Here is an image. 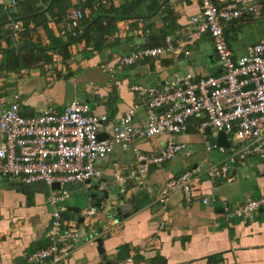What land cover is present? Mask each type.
Returning a JSON list of instances; mask_svg holds the SVG:
<instances>
[{"label": "crops", "instance_id": "0c3cea01", "mask_svg": "<svg viewBox=\"0 0 264 264\" xmlns=\"http://www.w3.org/2000/svg\"><path fill=\"white\" fill-rule=\"evenodd\" d=\"M124 1L129 4L126 12L130 17L116 21L115 33L105 37V48L99 52L84 41L65 46L64 19L69 11L81 9L77 7L79 0L66 2L69 7L63 17L46 13L47 31L43 26L34 28L30 24V32L21 41L20 34L13 37L8 25L1 26V35L8 37L11 44L0 40V49L22 43L33 46L12 52H20L26 68L0 70V110L9 107L16 95L24 115H35L49 106L62 110L77 100L86 103L92 114L106 115L114 121L137 105L134 123L140 125L145 119V110L133 86L160 87L179 83L187 74L194 78L220 74L210 38L194 35L191 40L176 45L188 50V56L175 59L164 55L156 60H144L122 69L111 79L103 69L105 66L133 50L157 47V43L162 46L165 36L177 32L187 35L192 31L189 20L199 11L198 0H158V7L164 1L165 5L145 20L139 18L156 11L148 13L150 0H137L135 4L132 2L136 0H92V9L86 7L82 11L88 21L94 22L93 18L103 16L105 10H117ZM228 1L231 0H217L219 4ZM9 2L0 0V6ZM38 2L34 8L48 9L47 3ZM11 12L25 17L18 5ZM225 37L234 58L243 56L250 46L264 42V8L258 16L243 15L227 24ZM58 43L63 48H58ZM48 46L58 48L47 52L52 56L49 63L25 50L42 51ZM4 54L0 53L1 67L7 59ZM199 122L197 117L192 119L187 131L175 136L174 141L185 146L183 152L151 167L142 188L130 187L122 196L113 181L116 169L134 166L132 147L127 144L116 146L106 159L96 163L100 178L67 187L70 196L63 203V218L84 233V240L75 244L67 264H117L130 257L134 264H150L147 260L155 256L160 264H264V208L251 220L228 217L229 211L238 209L247 199L264 194L263 166L257 157L241 158L235 141L229 136H226L228 148L217 146L219 131L211 128L204 135L216 148L207 152L204 137L197 132ZM165 140V136L144 140L139 143V149L144 154H156L164 148ZM212 164L226 165L231 179L228 182L208 179L204 170ZM189 172L193 173L190 202L181 192L174 193L166 203L157 200L166 182ZM49 191L50 187L43 183L24 185L7 179L0 182V264H29L30 250L49 246ZM203 198H213V201L203 204ZM112 202L115 233H109L103 223L95 225L94 232L89 231L91 227L80 225L83 210L93 207L99 212ZM121 246L128 249L124 260L117 258ZM137 255L145 260H137Z\"/></svg>", "mask_w": 264, "mask_h": 264}, {"label": "built area", "instance_id": "2783aa9c", "mask_svg": "<svg viewBox=\"0 0 264 264\" xmlns=\"http://www.w3.org/2000/svg\"><path fill=\"white\" fill-rule=\"evenodd\" d=\"M198 3V13L189 20L190 33L168 35L162 46L133 50L103 68L113 79L122 69L144 60H156L164 55L175 59L188 56V50L176 45L191 40L194 35L210 38L220 74L203 78L187 74L179 83L160 87L133 86L145 110V119L140 125L134 123L137 105L114 121L106 115L92 114L86 103L77 100H72L62 110L49 106L35 115H24L16 95L9 107L0 110V182L7 179L24 185L43 183L50 187L47 195L51 210L47 232L50 244L29 255V264H67L75 244L84 240V233L62 215L63 203L70 196L67 187L100 178L95 165L106 159L116 146L130 145L134 160L133 167L113 172V181L122 196L130 187H144L151 167L183 152L185 146L176 143L175 136L184 134L196 117L200 121L197 132L204 137L207 152L216 147L205 137V130L222 131L235 141L241 158L260 160L264 175V42L250 46L243 56L234 58L225 37L227 24L243 15L258 16L264 8V0H231L224 4L198 0ZM15 5V0L2 4L0 14L9 13ZM84 17L79 9L70 11L64 19L66 32L78 28ZM8 26L13 37L23 31L21 21L10 22ZM250 85L252 89L243 91ZM100 134L105 138L99 139ZM156 136H165L164 148L156 154L142 153L139 143ZM204 172L212 181L231 179L224 164L209 165ZM192 175V172L185 173L166 182L157 200L166 203L174 193L181 192L190 202ZM54 184L57 188L52 187ZM211 201L213 198L202 199L203 204ZM114 205V202L109 203L99 212L93 207L83 210L80 225L91 227L89 231L94 232L95 225L103 223L109 233H115ZM262 208L264 194L257 199H247L241 207L229 211L228 217L251 220ZM117 264L134 263L130 257Z\"/></svg>", "mask_w": 264, "mask_h": 264}, {"label": "trees", "instance_id": "16d2710c", "mask_svg": "<svg viewBox=\"0 0 264 264\" xmlns=\"http://www.w3.org/2000/svg\"><path fill=\"white\" fill-rule=\"evenodd\" d=\"M38 1L47 3L48 9L44 11L43 7L34 8V6L37 5V3H39ZM214 1L217 4H219L217 0H214ZM15 2H16V5H18L24 11V14H22V16H25V17L15 16L14 13L10 11L9 13H2L3 15L0 16V23H2L5 20H14L17 18H23V20H21V23L23 25V31L20 32L21 39L19 41L23 40L26 34L30 32L29 25L32 23H33L34 28L38 26H43L46 31L48 30L46 27V24H47L46 16H45L46 13L52 14L51 16L56 15V16L63 17L65 15L64 13L65 10L69 7V5L67 4L68 0H24V1L15 0ZM136 2L137 0L133 1L132 3L135 4ZM91 4H92V0H83V1L79 0L77 7L79 6L81 8L79 10L81 11L86 7L89 9H92ZM158 5H159L158 0H150L149 7H148V10H149L148 13L154 12L158 8ZM128 8H129V4L127 3V1H124V4L121 5L117 10H113L111 8L107 11L105 10V14L103 16L93 18L92 20L95 19V21L92 24L90 23L91 20L88 21V18L84 17L79 22L78 28H76L73 32L67 33V43L65 44V46L71 43H75L77 41H84L86 45L92 46L93 50L96 52L103 50L105 48L103 44L106 42L105 37L113 35L116 31V25H115L116 21L123 19L125 17H130L129 14H127L128 12H126ZM54 10H56V12H54ZM112 11H116L117 14H112ZM1 34L2 32L0 30V35ZM3 36L0 37V40H4L7 43V45H10L11 44L10 39L8 37L5 38V36L4 37ZM159 45L160 44L157 43V47ZM56 46L60 48L63 45H60L58 43V45ZM52 47L53 46H48L44 48L42 51L35 50V48H27V50H30L31 52H33V54L31 53L32 57H36V59H41L49 63L52 59V56L50 54L48 55L47 52H53L58 49L57 47L55 48H52ZM19 55H20V52L4 54L5 58L7 59L4 65H2L3 67L0 66V70L17 71V70L26 68L25 66L26 62L24 63L23 59H21ZM62 57L65 58L64 51L62 52ZM46 247L47 246H44L45 249ZM44 248H42V250ZM36 251L30 250L28 256ZM127 257H128L127 247L121 246L118 249L117 258L124 260ZM136 258L137 260L144 259L142 255H137ZM147 261H149L150 264H160L159 263L160 259L156 256L153 257L152 259H148Z\"/></svg>", "mask_w": 264, "mask_h": 264}, {"label": "water", "instance_id": "95a60500", "mask_svg": "<svg viewBox=\"0 0 264 264\" xmlns=\"http://www.w3.org/2000/svg\"><path fill=\"white\" fill-rule=\"evenodd\" d=\"M165 3H166V1L162 2L160 4V6L156 9V11L153 14L145 16V17H141V18H139V20H145L147 18H150L152 15H155L165 5ZM21 20H23V18H17V19H14V20H8L6 22L0 23V27L3 26V25H8L10 22L21 21ZM91 23H93V21ZM26 46L27 47H32L33 44L32 43H22V44L13 46V47L8 48V49H0V53H12V52H15V51H19V50L23 49ZM252 88H253V86L250 85V86H247V87L243 88V91H247V90H250ZM103 138H105V135L104 134H100L99 135V139H103ZM216 144H217V146L223 147V148L224 147L225 148L229 147V143L227 141V137H226L224 132H218L217 137H216ZM52 187L53 188H57V185L54 184ZM81 220L82 219L80 218V222H81Z\"/></svg>", "mask_w": 264, "mask_h": 264}, {"label": "rangeland", "instance_id": "374dc122", "mask_svg": "<svg viewBox=\"0 0 264 264\" xmlns=\"http://www.w3.org/2000/svg\"><path fill=\"white\" fill-rule=\"evenodd\" d=\"M9 25V24H8ZM153 48H155V47H153ZM25 50H27V49H25ZM219 132H222V131H219ZM226 135V134H225ZM227 136V135H226ZM112 178H113V176H112Z\"/></svg>", "mask_w": 264, "mask_h": 264}]
</instances>
